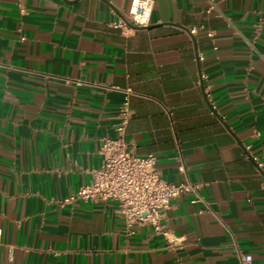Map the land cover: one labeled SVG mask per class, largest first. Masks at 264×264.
<instances>
[{
  "label": "crops",
  "instance_id": "0c3cea01",
  "mask_svg": "<svg viewBox=\"0 0 264 264\" xmlns=\"http://www.w3.org/2000/svg\"><path fill=\"white\" fill-rule=\"evenodd\" d=\"M152 1L135 29L132 0H0V264H264V0ZM127 95L134 153L201 185L166 235L62 203Z\"/></svg>",
  "mask_w": 264,
  "mask_h": 264
},
{
  "label": "built area",
  "instance_id": "2783aa9c",
  "mask_svg": "<svg viewBox=\"0 0 264 264\" xmlns=\"http://www.w3.org/2000/svg\"><path fill=\"white\" fill-rule=\"evenodd\" d=\"M152 8V0H132L127 16L128 22L121 21L116 26L125 28H130V24L147 26L150 23ZM213 8L214 5L211 4L208 10ZM191 32L195 33L196 29H191ZM131 115L127 95L120 107L117 135L104 137L101 141L100 167L93 170L92 179L88 184L64 198L62 203H74L78 200L93 203L112 202L128 229L135 225H150L156 232L166 235L163 221L165 210L170 206L171 200L185 194H193L200 198L201 185L191 182L187 176L176 183L167 181L157 166V157L154 154L146 156L135 154L125 137ZM180 168L185 171L183 162ZM205 204L207 205L206 202ZM1 218L0 211V245L3 236ZM239 256L241 264H251V255L239 253Z\"/></svg>",
  "mask_w": 264,
  "mask_h": 264
},
{
  "label": "water",
  "instance_id": "95a60500",
  "mask_svg": "<svg viewBox=\"0 0 264 264\" xmlns=\"http://www.w3.org/2000/svg\"><path fill=\"white\" fill-rule=\"evenodd\" d=\"M126 21H127V19H126ZM127 22H128V21H127ZM129 24H130V23H129ZM130 26H131L132 28L139 29V28H145V27L152 26V25H147V26H136V25H132V24H130Z\"/></svg>",
  "mask_w": 264,
  "mask_h": 264
}]
</instances>
